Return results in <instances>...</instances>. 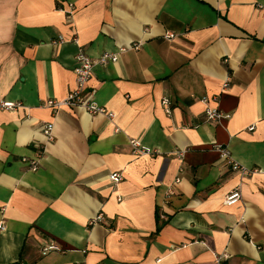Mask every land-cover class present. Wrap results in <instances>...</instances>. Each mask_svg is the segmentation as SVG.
Here are the masks:
<instances>
[{
  "label": "crops",
  "instance_id": "obj_1",
  "mask_svg": "<svg viewBox=\"0 0 264 264\" xmlns=\"http://www.w3.org/2000/svg\"><path fill=\"white\" fill-rule=\"evenodd\" d=\"M80 47L119 52L85 88L114 118L46 106ZM1 102L0 264H264V0H0Z\"/></svg>",
  "mask_w": 264,
  "mask_h": 264
},
{
  "label": "built area",
  "instance_id": "obj_2",
  "mask_svg": "<svg viewBox=\"0 0 264 264\" xmlns=\"http://www.w3.org/2000/svg\"><path fill=\"white\" fill-rule=\"evenodd\" d=\"M176 36L173 32H167L165 34V38L167 39H173ZM60 42H63L64 39L60 38ZM142 43H134L130 47H121L119 49V52H124L130 48L139 49L141 47ZM119 52H104L97 58H94L90 56L86 51H84L81 47L79 48L75 59H76V66H75V73H76V86L75 88L70 92V94L64 98V99H50L47 101L46 106L52 108L53 111H58L61 106H81L86 108L89 112L92 114L102 113L108 116L109 118H114L115 114L111 110L107 109L106 107H103L99 104H97L93 99H91L85 91V88L87 86L88 81L90 80L94 67L97 64H107L109 62H115L119 58ZM229 78L224 83V87L229 86ZM204 101H208L207 98H204ZM163 103L167 106L166 111L170 113L169 108V99L164 97ZM0 107L4 109H15L18 107V104L15 103H8V102H1ZM206 117L208 120L213 121H220L223 118L229 117L228 112H224L219 107H211L208 106L206 109ZM253 129V127L251 128ZM42 130L44 134L47 136L48 140H53V123L52 122H44L42 124ZM131 144L134 147V152L137 154H145V153H154V150H151L150 148L145 147L140 140H131ZM216 149L220 152L221 157L225 160H228L230 163H233V168L235 170H240L242 174H245L248 170L241 166L240 164L233 161V158L231 156V152L228 147L217 145ZM177 156L180 159H183L186 150H177L176 151ZM38 158L36 160L32 161H26L32 170H37L39 168L38 164ZM122 174L121 172H113L110 176L111 180L114 182H119L122 180ZM180 178L176 180V182H179ZM242 199V192L239 188H234L231 190L225 197V203L227 205H234L238 203ZM101 218V216H100ZM5 229L4 224H0V230ZM50 248H54V246H51ZM48 248H46L47 251ZM227 255H221L216 254L215 262L216 264H222V261L227 258Z\"/></svg>",
  "mask_w": 264,
  "mask_h": 264
}]
</instances>
